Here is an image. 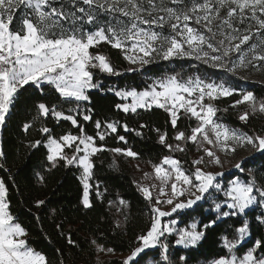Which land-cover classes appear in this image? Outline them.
Listing matches in <instances>:
<instances>
[{"label": "snow or ice", "instance_id": "1", "mask_svg": "<svg viewBox=\"0 0 264 264\" xmlns=\"http://www.w3.org/2000/svg\"><path fill=\"white\" fill-rule=\"evenodd\" d=\"M102 44L121 51L129 64L127 72L139 71L157 59L188 57L229 77L217 81L199 75L185 78L177 73L158 77L142 90L107 89L122 101L115 104L117 110L127 114L137 113L138 109H163L174 130L170 137L166 129H154L158 142L169 154L160 157L159 162L148 161L150 172L134 165L142 172L141 179L133 183L148 204V220L128 253H121L112 264H140L142 254L157 246L161 260L173 264L168 235L175 233L177 245L196 246L221 217L246 215L252 206L264 208V174L246 168L248 157L240 156L232 163L242 150L264 153V129L243 131L225 124L217 115V102L234 96L239 98L233 100L231 108L247 106L238 114L239 121L246 124L251 116L264 115V98L258 101L253 91L240 88L231 79L245 80L253 71L264 75V0H0V127L5 125L17 96L26 86L42 93L46 85L54 87L63 103L39 102L33 122L47 118L58 125L70 122L75 133L69 129L57 136L42 124V138L29 141L28 146L46 147L50 168L63 164L80 170L81 203L85 208L93 206V192L103 199L107 191H101L99 181L93 183L96 155L110 151L139 159L140 154L127 146L128 140L119 129L143 134L130 129L126 122L107 119L94 121V135L85 129L84 122L93 120V109L81 104L90 100V89L102 87L97 73L121 75L110 56L100 50ZM64 104L75 106L65 109ZM181 117L193 123L181 129ZM33 122L24 123L23 131L28 132ZM144 127L147 125H140ZM110 134H115L124 146L108 148L104 142ZM193 149L189 160L188 153ZM0 158H6L2 147ZM233 168L236 173H232ZM213 196L217 213L214 219L178 226L174 214L194 210L198 202ZM35 203L40 207L45 201ZM126 206L123 197L108 200L109 209L123 217L116 219V228H123L128 219ZM256 220L264 224V212ZM56 227L61 229L62 225ZM233 232L232 238L221 237L226 251L222 250L211 264H264V237L253 239L246 249L243 247L251 235L249 221L244 219ZM65 238L69 245H77L70 232ZM101 239L103 234L91 240L97 264H105L101 254H117L115 248L100 243ZM0 264H51L43 251L31 246L27 229L13 214L9 185L3 177ZM177 264H187V258L180 256Z\"/></svg>", "mask_w": 264, "mask_h": 264}, {"label": "trees", "instance_id": "2", "mask_svg": "<svg viewBox=\"0 0 264 264\" xmlns=\"http://www.w3.org/2000/svg\"><path fill=\"white\" fill-rule=\"evenodd\" d=\"M101 51L110 56L111 60L120 70L121 75L108 76L97 73V79L102 87L90 89L88 102H83L81 107L93 109V120L84 122L85 129L89 135L95 134L96 119L116 120L121 123L126 122L130 129H137L142 135H137L136 131L125 132L119 129L121 135H125L129 147L140 154L139 159H131L127 156L114 154L110 151L98 153L94 158V180L100 182V189L107 191L104 198H97L92 193L91 208L83 207L81 172L76 166L58 165L50 168L46 162V147L30 148L29 141L42 138L39 129L42 124L53 129L54 135H61L66 130L71 129L70 122L62 121L58 125L52 118L46 121L33 122L36 116V104L46 102L51 104H62L63 98L55 91L51 85H46L43 93L32 86H26L21 90L15 101V107L11 110L10 117L7 118L4 126L0 128V147L6 153V158H0V177L7 180L9 185V200L11 210L18 221L27 229L29 242L37 250L43 251L51 261V264H97V253L91 244L93 238H98L103 234V239L99 242L107 247L116 249V256H106L101 254L100 259L105 264H112V261L119 259L120 254L128 253L135 236L140 233L148 220V204L142 194L137 190L134 180H138L137 171L134 165L148 161L159 162L160 157L169 154L167 149L158 142V135L154 129L167 130L169 136L174 135V130L170 126L169 115L163 110L153 107L151 110L138 109L137 113H123L115 108V104L122 102L115 96L109 88H137L142 90L151 84V78L161 76L167 72H193L197 69L202 73H210L211 69L204 64L197 65L195 69L189 67L187 61L165 60L157 61L146 65L136 72H127L128 62L118 49L111 48L110 45L102 44ZM248 90L253 91L258 101L264 98V84L251 83ZM239 98H222L217 102L220 111L218 117L224 123L242 129L243 131L264 129V115L259 113L250 117L245 122L238 120V114L245 108L239 106L231 108L233 100ZM74 104H64L65 109L74 107ZM246 106V105H243ZM227 108V111L224 109ZM33 122V127L28 132L23 131V124ZM183 117L178 121V126L183 129L192 124ZM147 127L140 128V125ZM172 143V140H169ZM108 148L123 147L124 145L116 139L115 134L106 137L105 142ZM188 159H192L188 154ZM246 168L256 170L257 174H264V153L255 152L248 158ZM237 170L232 171L236 173ZM44 179L40 180L39 176ZM243 175V174H241ZM227 178V177H226ZM123 197L127 201L124 209L128 219L124 222L123 228H116L117 217L115 209H109L108 200ZM200 201L194 210H184L180 215L174 214L180 226H185L192 221L207 223L209 219H214L217 215L213 206V199ZM44 200L45 204L37 207L36 201ZM264 212V208L252 206L246 210V215L237 217H221L217 225L207 230L205 238L198 245L188 248L176 246L175 235L167 237L169 243V259L173 264H177L180 256L187 258V264H210L212 259L226 249H223L221 237L224 235L232 238L233 229L239 226L244 219L250 224L251 235L246 237L243 247L250 246L253 239L264 237V224L256 220V217ZM183 221V222H181ZM62 225L58 229L56 225ZM71 233L72 239L77 242L76 246L69 245L66 235ZM63 233V234H62ZM60 249V251H57ZM160 260V249L146 250L142 254L140 264Z\"/></svg>", "mask_w": 264, "mask_h": 264}, {"label": "rangeland", "instance_id": "3", "mask_svg": "<svg viewBox=\"0 0 264 264\" xmlns=\"http://www.w3.org/2000/svg\"><path fill=\"white\" fill-rule=\"evenodd\" d=\"M172 59H174V60H181V61H187L189 64L188 65H190L189 67H192V68H188V69H195V68H197V65H199V64H203V63H201L200 61H197L196 59H194V58H188V57H185V58H172ZM171 59V60H172ZM170 60V61H171ZM157 61H165V60H162V59H157V60H155V61H153V62H157ZM152 62V63H153ZM148 65H150V64H148ZM205 65V64H204ZM146 66V65H145ZM144 66V67H145ZM207 68H209V69H211L212 70V72H210V73H202V72H200L198 69H197V71L195 72V73H193V72H180L179 74L181 75V76H183V77H185V78H187V77H192V76H196V75H199V76H201V77H207V78H210V79H213V80H217V81H219V80H221V79H229V77L223 72V71H221V70H218V69H215V68H212V67H210V66H208V65H205ZM172 74H177V73H171V72H167V73H165L164 75H161V76H154V77H152L151 78V81L152 80H154V79H156V78H158V77H162V76H167V75H172ZM243 75V74H242ZM232 79V82H234V83H236V84H238L239 85V87L240 88H242V89H246V90H248V87H249V84H251V83H258V84H264V75H262V74H260V73H258V72H255V71H253V72H251V73H249V74H247V79H245V80H237L236 78H231ZM242 107H244V108H246L247 106H242ZM222 120V119H221ZM225 124H227V125H229L228 123H225ZM230 127H233V126H231V125H229ZM234 128H236V127H234ZM0 133H1V130H0ZM255 152H257V151H253L252 149H248V150H242L241 152H240V154H239V156H237L235 159H233V161H232V163H235L236 162V160H238L239 158H240V156H245V157H250V156H252L253 155V153H255ZM193 153H194V149H193V151H190L188 154L191 156V158H193ZM139 165H140V168H142L144 171H148V172H150L151 171V167L149 166V165H147V164H144V163H138ZM229 167V165H225V168H228ZM217 170H219V169H217ZM236 169H232V171H235ZM136 171H137V176H138V180H140L141 179V177H142V172L141 171H139V170H137L136 169ZM199 203V202H198ZM182 211H184V210H181V212ZM178 226L179 227H184V226H180L179 224H178ZM171 235H175V233H173V234H171ZM168 236H170V235H168ZM167 236V237H168ZM175 244V243H174ZM176 246H178V247H183V248H185L184 247V245H177V244H175ZM190 247V246H189ZM156 248H159L158 246L156 247ZM153 249H155V248H153ZM147 250H149V249H147ZM127 254V253H126ZM149 264H152V262H150ZM211 264V263H210Z\"/></svg>", "mask_w": 264, "mask_h": 264}, {"label": "crops", "instance_id": "4", "mask_svg": "<svg viewBox=\"0 0 264 264\" xmlns=\"http://www.w3.org/2000/svg\"><path fill=\"white\" fill-rule=\"evenodd\" d=\"M1 128V127H0Z\"/></svg>", "mask_w": 264, "mask_h": 264}]
</instances>
